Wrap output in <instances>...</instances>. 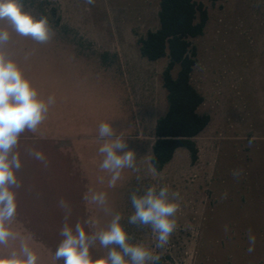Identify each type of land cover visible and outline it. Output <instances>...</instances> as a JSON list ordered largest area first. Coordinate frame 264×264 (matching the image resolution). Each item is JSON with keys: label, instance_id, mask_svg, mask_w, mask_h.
I'll list each match as a JSON object with an SVG mask.
<instances>
[{"label": "rangeland", "instance_id": "374dc122", "mask_svg": "<svg viewBox=\"0 0 264 264\" xmlns=\"http://www.w3.org/2000/svg\"><path fill=\"white\" fill-rule=\"evenodd\" d=\"M196 1L208 21L203 35L191 39L197 53L191 82L204 98L198 113L211 120L194 138L197 161L179 148L160 172L151 159L156 124L168 108L169 59L148 61L139 46L159 27L160 0H18L24 11L48 19L52 34L44 43L0 21L9 32L0 54L17 64L39 99L54 98L36 131L25 130L14 149L21 186L7 227L15 238L0 245V258L12 252L23 258L26 244L38 264H63L54 259L63 239V200L71 207L68 222L79 221L89 234L106 230L120 213L129 243L159 254V264H264V0ZM101 122L136 156L135 170L123 169L115 187L100 169L98 149L109 139L98 135ZM234 169L242 170L239 178ZM152 185L181 195L178 227L163 249L154 247L150 226L128 223L135 211L131 193L142 195ZM100 192L107 197L103 206L88 199ZM249 229L256 235L251 253ZM111 248L119 250L97 240L89 248L92 264Z\"/></svg>", "mask_w": 264, "mask_h": 264}, {"label": "clouds", "instance_id": "9594fccd", "mask_svg": "<svg viewBox=\"0 0 264 264\" xmlns=\"http://www.w3.org/2000/svg\"><path fill=\"white\" fill-rule=\"evenodd\" d=\"M95 0H87L94 4ZM8 21L14 30L23 36H30L37 42L44 43L51 38V29L46 17H34L23 10L18 0H0V21ZM9 40V32L0 28V49ZM54 98L45 102L38 98L37 90L26 79L17 64L0 54V245L15 238V234L7 227V222L16 215V193L21 185L16 173L21 168L19 153L14 151L20 135L25 131L35 132L48 113L49 105ZM98 135L104 140L98 151L103 156L100 163L101 171L111 174L109 187H115L121 172L125 168L135 170V153L128 145L116 137L115 129L108 122L98 125ZM252 141H249L251 144ZM35 159L44 161L45 157L39 151L30 153ZM155 169H153L154 171ZM241 169L232 171L233 178H239ZM91 203L105 205L106 193H93L89 198ZM181 195L178 190L170 193V187L165 185L157 190L155 185L149 186L142 195L137 191L131 193V204L134 213L128 217L132 225L150 226L155 237L154 247L165 248L178 227L177 213L180 210ZM60 207L64 209V224L60 230L63 237L55 251L54 259L63 260V264H92L89 253L90 246L98 240L100 245L111 248L106 258L95 261V264H159L161 256L143 244L129 243L128 233L120 221V213H116L106 230L96 233H86L82 224L77 221L73 226L68 221L71 217V207L61 200ZM92 225L94 222L85 221ZM256 235L248 230L249 253L255 251ZM23 258L16 252L9 257L0 258V264H38L36 253L26 244L21 245ZM127 257L128 259H125Z\"/></svg>", "mask_w": 264, "mask_h": 264}, {"label": "trees", "instance_id": "16d2710c", "mask_svg": "<svg viewBox=\"0 0 264 264\" xmlns=\"http://www.w3.org/2000/svg\"><path fill=\"white\" fill-rule=\"evenodd\" d=\"M159 27L139 40L140 54L148 61L169 59L163 72L167 111L156 124V141L151 163L157 172L171 162L176 150L185 148L192 163L198 159L194 140L209 124V115H200L204 98L191 82L196 65V48L191 39L202 36L208 13L196 0H160ZM179 67L176 76L173 70Z\"/></svg>", "mask_w": 264, "mask_h": 264}]
</instances>
